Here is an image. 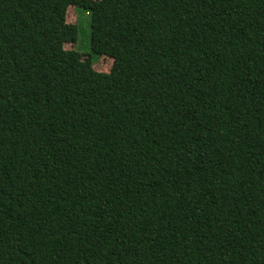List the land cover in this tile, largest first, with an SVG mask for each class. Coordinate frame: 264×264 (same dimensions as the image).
<instances>
[{
    "label": "trees",
    "instance_id": "obj_1",
    "mask_svg": "<svg viewBox=\"0 0 264 264\" xmlns=\"http://www.w3.org/2000/svg\"><path fill=\"white\" fill-rule=\"evenodd\" d=\"M0 264H264V0H0Z\"/></svg>",
    "mask_w": 264,
    "mask_h": 264
},
{
    "label": "rangeland",
    "instance_id": "obj_2",
    "mask_svg": "<svg viewBox=\"0 0 264 264\" xmlns=\"http://www.w3.org/2000/svg\"><path fill=\"white\" fill-rule=\"evenodd\" d=\"M90 14L73 5L68 7L66 22L79 26V35L74 43H66L67 50L75 51V59L79 63L93 61V68L97 71L109 72L113 66V59L109 56H96L91 53V25L89 24ZM93 58V59H92Z\"/></svg>",
    "mask_w": 264,
    "mask_h": 264
}]
</instances>
